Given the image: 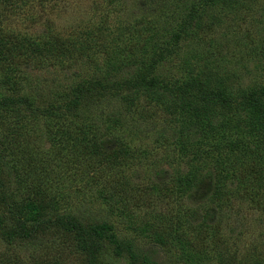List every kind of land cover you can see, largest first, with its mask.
<instances>
[{"label":"rangeland","instance_id":"rangeland-1","mask_svg":"<svg viewBox=\"0 0 264 264\" xmlns=\"http://www.w3.org/2000/svg\"><path fill=\"white\" fill-rule=\"evenodd\" d=\"M203 1L0 0V35L40 46L37 53L17 49L0 57V81L8 75L15 81L0 92L39 94L34 102L40 105L84 80L130 73L129 61L149 64L151 42L176 30L189 7ZM204 10L203 24L212 25L188 26L174 52L157 62L158 77L173 85L216 70L213 79L227 80L223 85L233 93L264 84V0ZM133 93L112 91L94 112L103 137L127 144L125 161L111 167L99 164L101 155L80 151L77 140L59 144L62 130L80 131L74 119L48 120L43 109L36 117L0 110V151L7 160L0 211L31 195L42 201L43 216L58 211L106 220L152 264H264V167L248 171L264 165V126L236 127L233 116L227 128L207 130L182 117L171 95L155 104L138 93L135 107L126 101ZM216 165L220 191L213 179L192 185ZM53 239L48 250L32 244L12 250L0 240V264H31L32 257V264H82L69 242ZM101 258L128 264L109 249Z\"/></svg>","mask_w":264,"mask_h":264},{"label":"trees","instance_id":"trees-1","mask_svg":"<svg viewBox=\"0 0 264 264\" xmlns=\"http://www.w3.org/2000/svg\"><path fill=\"white\" fill-rule=\"evenodd\" d=\"M236 1L204 0L199 6L191 5L184 15L185 18H181L182 23L178 24L176 30L172 31L169 28L166 34L151 42L152 51L149 64H145L142 59V66L134 61H129L127 65L124 64L126 68L131 66L130 73L126 71L124 75L116 78L110 75L109 77L101 76L97 79L84 80L72 87L71 90L61 94L59 99L55 97L40 105L34 102L39 94H33L31 97L28 96L31 92H27L28 95L17 90L13 91L17 94H2L0 92V110L11 111L17 115L32 114L36 117L37 113L43 109L42 116L48 120L67 122L74 119L77 121V131H80L74 133L72 130H62L59 144L77 140L82 147L80 151L89 157L101 155L102 160L99 164L106 162L110 167L122 163L129 155L125 146L127 144L123 140L112 137L109 141L108 136L103 137L104 133L99 130L101 129L100 123L96 119L101 118L94 115L96 109L104 103L112 91L120 95H124L125 92H134L132 98H128L126 101L127 104L135 107H137L138 93H140L139 97L145 96L147 101H155V104L164 102L167 95H171L174 108L180 111L182 117L192 119L191 121L199 123L201 128L207 127V130L223 126L227 128V123H230L229 118L233 116L238 119L233 124L236 127L244 125L248 126L250 130H254L264 126V84L253 85L233 93L227 90V85H223L227 80L219 79L222 83L220 85L218 80L213 79L212 76H219L216 70L212 71L213 75L203 73L198 78L177 81L179 83L173 85H170L169 81L159 78L155 73L157 62L174 52L180 45L183 35L188 34V32L185 33L188 26L190 28L206 24H209L208 27L212 25L213 20L211 23L206 21L203 24L205 8L219 4L231 8ZM209 16L212 17L211 14ZM56 43L65 48V42L58 40ZM31 45L17 41L14 36L3 37L0 35V57L9 59L16 54L15 50L17 49L21 53L27 49L33 53L39 52L40 46L37 43ZM143 49L148 53L149 48ZM28 55L30 56V54ZM124 65L120 67H124ZM134 65H136V71L133 70ZM11 78L9 75L5 76L0 81V85L4 87L12 83L15 84ZM219 116L223 119L218 124L210 121ZM97 133L100 135L98 136ZM52 137L57 138V133H53ZM107 145L113 146L108 147ZM257 164L256 167L248 168V171L258 173V169H262L264 165ZM6 165L5 155L3 151H0V185L3 168ZM214 170L215 172L218 170L217 165L212 167V171L200 173L197 179L191 181L192 185L196 186L213 179V186L216 184V189L220 191L219 183L217 184L219 178L213 173ZM41 203L42 201H38L36 196L27 195L26 200L21 201L20 204L16 201L6 204L5 210L0 211L1 243L8 248H13L12 250L16 249V246L27 244L41 245L48 250L51 245L56 243L53 239L55 234L59 239L64 238V244L60 241L59 245L66 247V242H69L68 247L75 251L78 250L82 254V264H103L104 261L101 257L104 255L105 249H109L113 256L126 257L128 264H152L149 256L140 252L131 243L118 239L113 232L112 225L106 220H89L58 211L49 216H43L42 207L39 206ZM25 206L27 207L26 212ZM35 261V258L32 257L31 264Z\"/></svg>","mask_w":264,"mask_h":264}]
</instances>
